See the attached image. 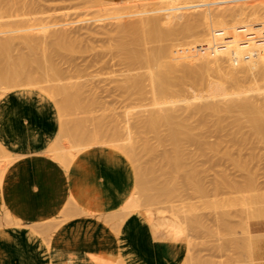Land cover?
<instances>
[{"label": "rangeland", "instance_id": "obj_1", "mask_svg": "<svg viewBox=\"0 0 264 264\" xmlns=\"http://www.w3.org/2000/svg\"><path fill=\"white\" fill-rule=\"evenodd\" d=\"M25 1L30 6L23 8L24 10L0 9V16L14 14L9 18L1 19L0 24L14 21L15 25V21H21L22 26L24 25L22 28H26V23V25L30 24L27 27L33 25V19H43L49 25L50 23L51 25L55 24L60 30L59 33L67 36L68 42H70L57 46L56 36H45L35 28L37 25H33L31 35L39 48L38 56L47 60V65L53 64L57 67L61 76L56 80H52L51 77L40 78L42 71L35 69L32 72L33 76L40 78L37 83L27 80L17 86H0V99L10 92L23 91L28 88L30 89L28 91H39L38 93L41 92L49 97L50 101L53 100L59 121V130L54 141H57L56 144L62 148L63 163L58 162L69 169L68 166L73 162L76 150L87 146L82 141L73 139L74 130L78 134L81 132L75 127V122L78 123L80 120L81 125L80 123L77 125H80L81 129L85 131L98 134L104 131L107 136L111 137L113 124H111V128L108 124L111 117L113 120L114 115H117L116 121L124 120V122H120L124 126L126 117L123 116V112L126 111L125 109L129 110L130 104L132 105H130L132 108L130 109L135 113H137L136 110L139 111L143 108L138 107L139 101L132 100L131 103L129 102L131 100L125 99V94L120 91L119 87L127 77L144 76L147 70L142 67L134 69L132 66V68L125 58L116 51L115 45L120 36L118 37L119 31L116 29L115 23L122 19L110 20L113 12L129 8L133 4L113 5L108 1L104 2V0ZM152 1L156 4H170L179 10L186 1L191 0H158V2L150 0L149 2ZM157 6L159 5L154 7ZM212 8V11L225 15L231 30L235 29L232 31V35L244 33L243 35H250L251 38V34L254 33L257 38L264 37L263 21L260 23L262 32L258 31L260 27L258 22L261 19L264 20L262 5L252 4L245 0H216ZM43 21L41 23H45ZM36 22L38 23V21ZM19 24L17 23L15 27L11 24L13 27L10 29H17ZM238 29L244 31L238 32ZM234 31L238 33L236 34ZM203 32L174 42L178 44L179 41H200V39L203 41H200L201 44L205 42L206 44H202L201 47L202 53L207 57L218 59L216 65L235 75L236 82L226 85L224 89L226 93L231 94L237 91L239 86L245 94H251L255 90L264 91V80H256L257 72L255 70L246 72L235 68L236 57L223 54L225 49L223 37L226 35H218V37L215 35V38L212 37L214 34L204 32V34L210 35V38V36H206L207 34L203 36ZM257 32L259 35L256 34ZM259 32L262 33L261 36ZM199 34L202 36L200 37ZM196 35L198 36L196 37ZM254 37L252 36L253 40H251L256 43L257 38ZM222 39L223 41H221ZM170 42L167 44H174ZM154 43V47L159 44L158 42ZM17 45L16 50L20 48L25 54H28L27 49L20 47L21 44ZM150 45L153 46L152 43ZM210 45L214 46L211 48ZM65 46L68 47V50ZM214 78L218 80L217 77ZM201 82L197 81L199 85L195 83L196 86L189 87L187 96L204 95L213 98L214 90ZM79 86L84 89L82 105L90 99L95 102V104H91L89 111L90 104L88 102V109L87 103L83 107H81L82 105L65 107V100L68 99L67 92L74 91ZM59 89L66 93H58ZM121 90H123L122 87ZM5 92L6 94L3 95ZM83 99L86 101L83 102ZM141 104L144 106L147 102L145 104L144 101ZM141 104L139 103V106ZM135 113L133 112L129 117H131L130 123L134 127L132 135L138 156L133 162L124 156L135 175L133 191L139 196L142 208L150 210L156 221L163 217L173 219L175 215L183 224L186 233L181 239L189 249L188 258L183 264H259L253 257L254 235L249 230V221L260 216L264 217V140H261L263 138L260 139L259 135H253L255 133L250 132L247 127L238 132L235 121L227 119L223 122V129L216 128L217 131L211 127L205 130L203 128L195 129V131H190L191 133L185 132L179 137L178 144L174 145L169 142L170 137L167 136L168 141L163 145L161 139L155 134L138 133L137 128L133 126L137 122ZM119 114H122L121 118L119 116L120 120ZM105 118H108L109 122L105 121ZM100 119L102 120L99 121ZM98 122L103 125L97 126ZM106 122H108L107 127L104 125ZM191 122L196 123V120L192 119ZM97 127L98 129L100 127V130ZM123 133L125 134V132ZM103 134L101 135L105 136ZM94 148L107 147L96 146L91 149ZM150 148L151 150H149ZM44 155H46L45 152ZM1 159L2 153H0ZM69 216L62 215L55 220V224L65 223L61 221L70 219ZM122 217L123 215H120V218L116 216L119 225ZM7 218L9 217L7 216ZM10 224L4 218L3 212L0 213V229L4 226H16ZM107 224L116 228L115 222ZM113 264H125V262L119 257Z\"/></svg>", "mask_w": 264, "mask_h": 264}, {"label": "bare ground", "instance_id": "obj_2", "mask_svg": "<svg viewBox=\"0 0 264 264\" xmlns=\"http://www.w3.org/2000/svg\"><path fill=\"white\" fill-rule=\"evenodd\" d=\"M106 1L113 5L133 4V6L129 8L119 9L113 12L110 20L122 19V21L115 23L117 26L116 29L119 31H117L119 33L118 37L120 36L115 45L116 51L119 55H122L121 57L125 58L128 64H130L131 67L133 66L134 69L142 67L147 70L144 76L136 78L127 77L122 85H120L123 90L119 87L120 91L125 94V99L131 100L129 102L132 103V100L139 101L140 104L144 101L145 104L147 102L146 105L143 104L144 106H142V104L139 106L138 103V107H143L144 109L136 108L139 109V111L136 110L137 113L133 111L135 115L137 114V122L133 126L137 128L138 133L155 134L161 139V144L163 145L168 141V136L170 137L169 142H172L174 145L178 144L180 140L179 137L185 132L195 131V129L200 128L205 130L211 127L212 129L215 128V130L223 129V122L227 119H233L238 132L242 131L244 127H247L250 132L255 133L253 135H259V138L261 139L262 137L263 139L261 140H264V91L255 90L251 94H245L239 86L237 91L231 94L226 93L224 90L226 85L236 82L235 75L230 71L228 72L220 68L219 65H216L219 61L218 59H213L210 56L207 57V55L202 53V44L205 45L206 43L204 42L205 44H201L200 41L203 42L201 39L200 41L181 42L183 38L198 34V32L201 31L211 33V35L214 34L212 37H215V35H217V37L218 35H226L225 37L222 36L224 41L223 39L221 40L225 47L223 54L236 57L235 68L245 70L246 72L255 70L257 72L256 80L261 81L264 80V37L257 38L254 33L253 35L250 33L251 38L249 37L250 35H243L244 33L237 34L238 32L244 31H239L241 27H239L237 33L234 31L237 35H232V31L235 29L231 30L228 25L230 23L225 19V15L220 12L217 13L214 10L215 13L212 11V7L216 0L186 1L179 10L175 9L170 4L164 3L156 4L154 2L156 5H159L154 7L156 5L153 1L149 2L150 0H104V2ZM156 1L158 2V0ZM245 1L264 7V0ZM27 6H30V4L28 5L24 0H0V9L8 8L18 11ZM13 15L14 14L8 16L1 15L2 17L0 16V20L9 18ZM20 17H22V15ZM125 18L131 20L124 21L123 19ZM39 20L43 21V19L32 20L33 25H37L35 28L39 29L45 36H56L58 39L56 42L57 46L70 42H68L67 36L59 33L60 30L57 29L58 27H56L55 24L51 25L50 23L49 25L47 21L41 23L42 21ZM36 21H38L39 24ZM13 23L14 21L12 23L0 24V86H17L27 80H33L34 83H37L40 78L44 77H51L52 80L58 79L61 76L59 69L53 64L47 65V60L41 59L38 56L39 48L31 35L33 25L27 27L30 24L26 25V23V28H22L24 26H22L23 23H21V21H15L16 24L20 23L21 27H19V24L17 29H10L13 27L11 26V24L14 25ZM258 23L259 26L260 23L263 25L264 20L261 19ZM52 27L55 29H51ZM260 28L261 26L258 31H261ZM204 32L203 36L207 34H204ZM261 32H259L260 36L262 34ZM256 34H258V32ZM197 36L198 35H196V37ZM206 36L210 35L207 34ZM252 36H255V39L257 38L256 43L252 41ZM177 40L181 41L175 44L176 42L174 41ZM169 41L174 44H167ZM154 42H158L159 44L157 43L158 45L156 44L157 46L154 47ZM151 43L153 44L152 47L150 45ZM17 44H21L20 47L27 49L28 54H25L20 48H18L20 50H16L18 47ZM67 46H65L66 49L68 48ZM212 46L210 45L211 48ZM35 69L42 71L40 78H35L33 76L32 72ZM214 77H217L218 80H215ZM197 81L199 83L202 81L201 83L209 85L214 90L215 96L213 98H208L204 95L196 97L187 96L189 87L191 88ZM196 85L199 84L197 83ZM64 92V90L60 89L58 91L60 94ZM5 94L6 92L3 95ZM67 94L68 99L65 100V107L71 108L82 105V98L84 96L83 87L79 86L74 91H68ZM83 100V102L86 101L85 99ZM87 102L90 104L89 108L92 106L91 104H95L91 99ZM88 103L86 105L87 109ZM84 104L81 107H83ZM133 104L135 103L133 102ZM130 105L129 107L131 108L132 105ZM134 107L136 106L134 105ZM130 108L129 110L125 109L126 111L123 112V116L126 117L124 126H122L123 123H120L121 121L124 122V120H120L122 114L118 115V118L121 115L119 118L120 122L115 119L117 115H114V121L111 119V116V118L109 117L110 120L105 118V121H110V123H108V121L104 124L105 127L109 124L111 128V124H113V128H111V137L107 136L104 131H101V134L104 133L103 135L105 136L97 132L92 133V131H85L80 127V120L78 123L75 122V127L79 129V132L81 130V132L78 134V132L74 130V134L72 133L73 139L75 138L80 142L82 141L87 146L76 150L73 162L81 152L96 146L107 147L119 151L129 161L133 162L138 155H136L137 148L133 141L132 128L134 127H132L130 123L131 117H129L133 112L131 110L132 108ZM89 110H91V108L88 109V111ZM132 119L134 120V118ZM192 119L196 120V123L191 122ZM101 120L102 119L99 121ZM79 123L80 125H77ZM100 124L101 123L98 122L97 126ZM102 125L103 123L101 126ZM120 125L121 127L118 128ZM100 127L99 129L97 127V129L100 130ZM83 131L85 132L82 133ZM86 132L89 133L86 134ZM123 132H125V134ZM87 136L90 137L88 138ZM56 143L57 141L50 147L46 154L52 159L63 163L61 155L62 148ZM149 150H151V148ZM0 153H2V159L0 160L1 183L7 169L17 158L8 153L1 145ZM72 163L68 166L69 168ZM72 196H74L73 198L76 202L75 193L74 195L72 194ZM115 213H121L123 215L120 220V225L128 216L134 213L140 214L145 221L149 222L148 224L154 219V215L150 210L142 208L141 200L135 191L125 200L121 209ZM90 215H93V212L90 213ZM7 216L11 218L9 213H7ZM15 221L17 220L15 219ZM157 226L161 227L163 230L167 229L170 236H174L175 240H180L186 233L183 224L179 222L175 215L173 219L168 217L161 218L157 221ZM92 256L97 258V255L91 254L90 257ZM101 256L95 259L99 264H108L107 262L111 260L110 257H108L109 259L107 260H105L106 257L101 259Z\"/></svg>", "mask_w": 264, "mask_h": 264}, {"label": "crops", "instance_id": "obj_3", "mask_svg": "<svg viewBox=\"0 0 264 264\" xmlns=\"http://www.w3.org/2000/svg\"><path fill=\"white\" fill-rule=\"evenodd\" d=\"M28 90L0 99V145L17 158L0 183V213L16 225L0 229V264H99L95 259L101 255L110 257L108 264L119 257L125 264H183L187 244L155 219L148 224L134 213L117 223L116 215L122 214L115 212L135 187L124 155L90 149L69 169L60 163L66 170L47 157L59 130L57 111L52 99ZM62 215L71 217L55 224ZM106 222H115L116 228ZM249 230L253 257L264 264V217L250 220Z\"/></svg>", "mask_w": 264, "mask_h": 264}]
</instances>
